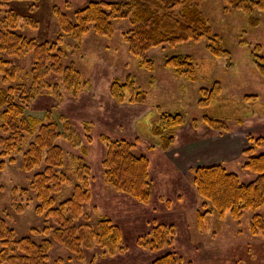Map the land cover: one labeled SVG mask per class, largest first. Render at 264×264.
Instances as JSON below:
<instances>
[{
  "label": "rangeland",
  "instance_id": "rangeland-1",
  "mask_svg": "<svg viewBox=\"0 0 264 264\" xmlns=\"http://www.w3.org/2000/svg\"><path fill=\"white\" fill-rule=\"evenodd\" d=\"M89 1L93 0H0V4L6 2L0 7V20L11 10L19 19L18 34L53 43L58 36L55 10L71 18L73 11ZM223 5V0H204L200 9L208 17L213 33L230 52L229 63L226 59L212 57L202 39L150 49L147 55L154 62V71L149 73L138 66L122 39V34L129 30L127 21L114 22V35L110 39L88 33L78 49L74 41L63 38L60 44L66 54L63 64L73 62L82 77L89 81L90 88L75 97L64 94L61 100L50 91H44L30 102L24 115L29 120L44 121L45 113L50 111L60 127L64 123L60 116H63L79 137L77 146L61 137L55 141L63 151L61 170L69 181L51 193L55 200L52 206L57 207L61 201L69 199L75 186L83 184L76 173V158L81 157L88 166L87 200L82 203V215L74 225H95L99 218L106 217L118 227L121 242L114 253L105 256H100L101 250L97 247L84 249L85 259L79 262L52 240L48 264H153L166 254L179 259L178 264H264V206L245 212L238 220L228 212L219 217L216 212L206 213L192 184V169L214 164L223 165L241 182L252 181L255 175L242 167L246 161L243 151L249 146V136L264 139V77L251 58L257 45L262 46L259 54L264 57V11L251 15L258 20L256 25H251L242 12L224 14ZM180 54L192 57L198 69L197 81L179 78L163 66L166 56ZM0 57L7 59L1 52ZM8 60L16 65L15 80L0 82V89L16 83L30 85L32 54ZM127 76L146 93L143 103L117 104L111 98L112 80ZM46 80L52 85L59 78L49 74ZM213 81L219 82L221 96L205 110L200 109L197 106L199 90L211 88ZM253 94L257 95V100L243 101L244 96ZM156 108L163 113H180L186 120L185 126L175 134L174 143L165 150L156 146L149 134L158 118ZM203 113L225 119L228 131L210 129L200 120ZM194 119L199 121L197 128L192 127ZM33 137L25 134L19 152H12L13 163L9 162L10 156H2L0 147V163L3 164L0 218L14 230L16 238L30 235L33 228L57 227L52 217L35 212L39 202L34 191L21 193L22 189L29 188L33 175L46 168L41 164L31 172L22 169V156ZM104 138L133 143L132 152L147 157L151 182L147 203H139L106 183L102 162L108 140ZM255 152L264 153V147ZM158 225L172 228L171 242L155 251L148 250L140 241L151 239L146 236Z\"/></svg>",
  "mask_w": 264,
  "mask_h": 264
},
{
  "label": "trees",
  "instance_id": "trees-1",
  "mask_svg": "<svg viewBox=\"0 0 264 264\" xmlns=\"http://www.w3.org/2000/svg\"><path fill=\"white\" fill-rule=\"evenodd\" d=\"M4 1V0H1ZM204 0H93L73 11L71 18L65 12L55 10L57 15L58 36L53 43L39 42L18 34V17L9 10L0 20V82L15 80L16 65L9 58L23 59L32 54L33 67L29 72L31 84H17L0 89V147L2 156H10L20 150L25 134L34 136L22 156V169L31 172L46 166L33 175L28 189L34 191L39 204L35 212L43 217H52L54 225L42 229H30V235L16 238L15 232L0 218V264H48L52 240L63 246L77 261L85 259L84 249L93 247L101 250L100 256L112 254L120 247L121 235L117 226L106 217L99 218L95 225L83 223L74 225L81 217L82 203L87 200L85 189L88 166L81 157L77 159V178L83 182L75 186L72 196L61 201L57 207L52 192L58 191L62 183L69 181L62 172L63 151L55 144L58 138H65L77 146L79 137L64 122L60 127L50 111L45 113L44 121L27 119L25 111L30 102L44 91L61 100L64 94L75 97L90 88L73 62L64 65L66 54L60 45L63 38L71 39L78 49L82 39L88 33L110 39L114 35V22L127 21L129 30L122 34L128 52L138 61V66L149 73L154 71V62L147 52L155 47H174L188 42L205 40V49L214 58H223L230 62V52L222 45L219 37L213 33L212 25L200 9ZM222 12L231 14L239 11L248 16L249 23L256 25L257 19L251 15L255 11H264V0H223ZM6 2L0 4L5 6ZM262 46H255L251 58L260 76L264 77V57L259 54ZM163 66L190 82L198 80V69L189 55L166 56ZM58 76L59 81L50 85L46 77ZM61 89L63 93L61 92ZM221 86L213 81L211 88L199 90L197 106L205 110L221 96ZM109 93L117 104L143 103L146 93L141 91L132 77L112 80ZM257 95H246L243 101H255ZM158 111V118L150 130L154 144L161 149H168L173 143L177 131L185 126L186 120L180 113ZM212 130L228 131L225 119L202 114L200 119ZM199 121H191L197 128ZM36 125V126H35ZM5 134V135H4ZM108 140L107 138H104ZM249 146L243 151L246 161L243 169L255 175L250 182H241L239 177L228 172L221 164L197 167L191 170L192 184L206 213L216 212L222 217L225 212L238 220L245 212L256 211L264 206V153L256 149L264 147V139L248 137ZM107 153L102 162L104 177L108 185L123 192L139 203L145 204L150 198L151 182L149 179V161L144 155H135L133 143L125 141H107ZM3 164L0 163V169ZM27 190V191H26ZM172 228L158 225L140 243L148 250L155 251L165 244H170ZM43 236L42 239L36 240ZM51 236V238H49ZM34 237V238H33ZM93 260V259H92ZM58 263V261L56 262ZM172 254H166L153 264H178Z\"/></svg>",
  "mask_w": 264,
  "mask_h": 264
}]
</instances>
